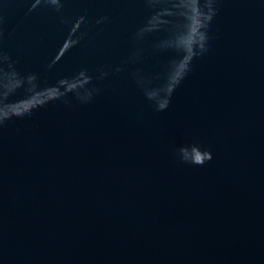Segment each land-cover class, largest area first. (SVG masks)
<instances>
[{
	"label": "water",
	"instance_id": "1",
	"mask_svg": "<svg viewBox=\"0 0 264 264\" xmlns=\"http://www.w3.org/2000/svg\"><path fill=\"white\" fill-rule=\"evenodd\" d=\"M0 264H264V0H0Z\"/></svg>",
	"mask_w": 264,
	"mask_h": 264
}]
</instances>
